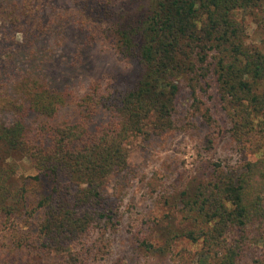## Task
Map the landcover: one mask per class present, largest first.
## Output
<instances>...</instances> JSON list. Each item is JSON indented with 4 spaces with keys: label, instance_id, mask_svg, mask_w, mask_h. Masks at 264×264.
I'll list each match as a JSON object with an SVG mask.
<instances>
[{
    "label": "trees",
    "instance_id": "1",
    "mask_svg": "<svg viewBox=\"0 0 264 264\" xmlns=\"http://www.w3.org/2000/svg\"><path fill=\"white\" fill-rule=\"evenodd\" d=\"M73 3L77 13L56 0H0V117L12 114L0 119V216L11 245L55 258L46 264H90L100 255L96 236L119 222L104 183L128 166V140L148 124L174 127L186 87L211 126L218 122L202 105L217 96L240 168L230 174L217 164L209 180L169 196L177 223L153 219L136 234L139 248L148 257L169 255L172 264H264V47L247 42L239 18L254 16L264 30V0ZM70 22L88 46L108 35L116 40L139 68L137 78L125 86L102 78L85 91L62 87L50 68L65 43L56 36L66 38ZM83 58L80 49L67 61L81 69ZM15 154L29 161L35 177L7 161ZM42 177L48 193L33 198L28 186L34 180L42 187ZM159 226L165 230L158 246ZM177 242L186 245L175 252Z\"/></svg>",
    "mask_w": 264,
    "mask_h": 264
},
{
    "label": "rangeland",
    "instance_id": "2",
    "mask_svg": "<svg viewBox=\"0 0 264 264\" xmlns=\"http://www.w3.org/2000/svg\"><path fill=\"white\" fill-rule=\"evenodd\" d=\"M56 1L62 9L69 7L77 13L78 5L73 3L74 0ZM52 10L53 8L48 6L46 14H51L54 11ZM239 18L248 28L247 42L264 47V30L257 27L254 16L244 19L240 14ZM66 30V38L56 36L61 42L65 40V43L50 68L52 77L62 87L78 86V90L85 91L87 85L102 78L112 79L125 86L130 79H135L140 74L139 68L120 53L116 40L110 35L103 41L88 46L86 36L78 24L70 22ZM3 35L4 24L0 23V42ZM80 49L84 54L81 69L74 68L73 64L67 61V56L72 60ZM202 106L205 109L206 106L210 107L218 125L211 126L207 122L203 110H197L193 106L188 88L182 87L177 98L178 115L173 118L175 124L172 129L157 130L152 124H148L143 133L128 140V166L111 175L102 187L105 196L116 204L118 226L107 234H101V237L96 236L101 242L100 255L90 264H172L169 255L157 253L150 257L144 256L136 234L148 229L153 219H163L165 224H176L177 219L171 214L174 212L172 207L177 203L169 202L168 197L174 195L179 198L183 193L191 192L209 180L217 164L230 174H236L240 168V155L217 96L214 101H206ZM2 116L0 119L5 122L12 118V114L7 112ZM14 159L7 158V161L18 164L24 177L37 175L29 161L23 159L20 154H15ZM42 182L45 185L41 187L31 180L28 188L33 198L38 197L42 191L48 193L47 178L42 177ZM2 223L0 216L2 264L54 262V257L37 255L27 247L12 246V238L8 231L6 233L2 229ZM22 226L26 225L22 223ZM164 230L161 226L155 229L158 246L163 244L160 235L161 232L164 234ZM184 245L186 244L182 242L175 243L174 251L177 252Z\"/></svg>",
    "mask_w": 264,
    "mask_h": 264
}]
</instances>
